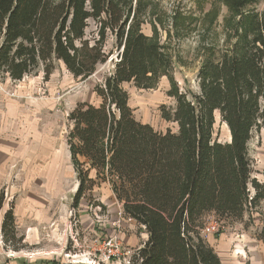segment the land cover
I'll return each mask as SVG.
<instances>
[{"label":"trees","instance_id":"obj_1","mask_svg":"<svg viewBox=\"0 0 264 264\" xmlns=\"http://www.w3.org/2000/svg\"><path fill=\"white\" fill-rule=\"evenodd\" d=\"M258 1L222 0L233 15L226 41L205 46L198 88L181 91L174 56L142 30L144 0H0L3 82L41 70L48 80L57 64L83 80L117 50L113 70L95 88L99 103L80 102L69 113L79 181L72 204L78 208L87 192L108 181L125 216L149 233L134 255L138 264H223L201 235L204 218L213 212L238 219L264 206V182L252 176L248 153L253 131L264 128V10L251 9ZM90 19L98 22L97 38L88 36ZM110 35L113 47L106 49ZM163 75L172 80L167 94L175 103L160 109L175 131L137 120L125 87L150 88ZM217 112L231 141L215 135ZM4 198L2 191L0 212ZM1 229L6 242L25 238L13 207Z\"/></svg>","mask_w":264,"mask_h":264},{"label":"rangeland","instance_id":"obj_2","mask_svg":"<svg viewBox=\"0 0 264 264\" xmlns=\"http://www.w3.org/2000/svg\"><path fill=\"white\" fill-rule=\"evenodd\" d=\"M135 1V0H134ZM149 6L143 17L142 30L154 39H158L174 56L172 74L178 81L181 91L198 88L196 75L205 58L204 48L209 44L222 46L226 41V28L232 21L231 12L222 0H144ZM256 11L264 10V0L251 7ZM179 12V13H178ZM216 12V16L214 13ZM178 13V14H176ZM87 32L89 38H97L98 22L89 20ZM114 38L110 35L106 49H112ZM117 50L104 63H99L97 71L81 80L75 78L63 64H57L48 80L41 70L38 74L26 75L15 81L8 77L4 82L7 91L15 95L25 94L24 99L33 101L36 116L66 117L63 132L69 138L72 121L69 113L80 102L99 103L95 88L102 84L104 77L113 70L117 60ZM172 85L169 75H163L159 82L150 88H138L133 83L126 85L129 104L135 118L148 122L158 130H176V123L167 122L160 107L173 106L175 98L167 94ZM18 89H24L21 92ZM22 98V97H21ZM48 102V103H47ZM42 104L43 108H39ZM215 135L220 141H230L229 128L216 115ZM248 153L253 168L252 176L264 182V128L255 129L248 145ZM72 164V186L77 176ZM78 180V179H77ZM73 196L68 195L65 203L70 205L69 223L59 229V237L53 238L44 233L37 242L22 239L13 243L6 242L2 235L3 218L0 220V264H46V260H55L62 264H128L124 259L107 261L103 257L101 244L104 238L119 237L123 247L136 252L146 242L147 232L133 219L126 217L122 203L116 200L111 184L102 181L94 190L87 192L80 205L73 208ZM264 206L247 210L238 219H221L209 212L203 225L217 221L220 234L210 233L212 237L201 235L208 245H213L223 264H264V240L259 235L264 227ZM18 229V228H17ZM23 235L18 230V236ZM24 236V235H23ZM136 238L133 243L127 239ZM134 263V257L131 258Z\"/></svg>","mask_w":264,"mask_h":264},{"label":"crops","instance_id":"obj_3","mask_svg":"<svg viewBox=\"0 0 264 264\" xmlns=\"http://www.w3.org/2000/svg\"><path fill=\"white\" fill-rule=\"evenodd\" d=\"M7 88L0 82V194H5L0 220L13 207L17 228L27 241L37 242L44 233L58 239L71 217L65 199L79 184L75 176L72 186L73 161L62 123L66 117L36 116L33 101L23 100L26 93L14 95Z\"/></svg>","mask_w":264,"mask_h":264},{"label":"built area","instance_id":"obj_4","mask_svg":"<svg viewBox=\"0 0 264 264\" xmlns=\"http://www.w3.org/2000/svg\"><path fill=\"white\" fill-rule=\"evenodd\" d=\"M201 230L203 236H208L210 233L220 234L223 231L217 221L209 222ZM101 248L103 257H106L107 261L124 259L128 264H138L135 261L134 263L131 262V258L134 257L137 250L133 253L130 248L123 247L122 240L119 237L104 238Z\"/></svg>","mask_w":264,"mask_h":264},{"label":"bare ground","instance_id":"obj_5","mask_svg":"<svg viewBox=\"0 0 264 264\" xmlns=\"http://www.w3.org/2000/svg\"><path fill=\"white\" fill-rule=\"evenodd\" d=\"M218 113V112H217ZM220 115V114H219ZM230 132V131H229ZM229 137H230V134H229Z\"/></svg>","mask_w":264,"mask_h":264},{"label":"water","instance_id":"obj_6","mask_svg":"<svg viewBox=\"0 0 264 264\" xmlns=\"http://www.w3.org/2000/svg\"><path fill=\"white\" fill-rule=\"evenodd\" d=\"M230 141H231V139H230Z\"/></svg>","mask_w":264,"mask_h":264}]
</instances>
